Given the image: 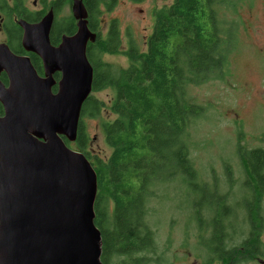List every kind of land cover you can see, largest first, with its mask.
I'll return each instance as SVG.
<instances>
[{"label":"trees","instance_id":"obj_1","mask_svg":"<svg viewBox=\"0 0 264 264\" xmlns=\"http://www.w3.org/2000/svg\"><path fill=\"white\" fill-rule=\"evenodd\" d=\"M71 2L53 3L55 11ZM102 3L110 8L114 0L84 1L89 29L97 34V40L88 44L87 56L94 68L93 93L113 88L115 95L106 103L92 93L82 108L76 142L64 139L84 153L97 172L95 223L102 234V263L143 264V257L134 254L150 244L146 204L156 185L176 180L193 185L197 180L186 135L203 108L187 97L188 88L223 74L233 33L218 16V0H174L158 15L147 49L141 50L132 41L125 52L131 64L119 68L103 60L106 53L121 52L122 38L117 21L102 36L98 21ZM74 20L72 16L55 19L50 34L53 45L61 42L63 34L76 33ZM32 63L42 72L40 58L35 55ZM59 77L57 74L56 80ZM104 110L116 115L101 123L112 153L105 160L95 156L94 163L84 118H99ZM238 155L246 185L252 179L257 191L264 194V149L239 145ZM208 207L215 210L213 222L222 221L221 216L227 212L224 206L219 212ZM122 256L125 259H120Z\"/></svg>","mask_w":264,"mask_h":264},{"label":"rangeland","instance_id":"obj_2","mask_svg":"<svg viewBox=\"0 0 264 264\" xmlns=\"http://www.w3.org/2000/svg\"><path fill=\"white\" fill-rule=\"evenodd\" d=\"M173 2L114 0L110 8L102 3L98 14L102 36L117 21L122 38L121 52L106 53L103 60L128 68L131 60L125 52L130 44L134 42L145 51L158 15ZM34 3L28 0L29 7ZM38 4V9L44 7L46 14L49 12V6L40 0ZM61 10L56 19L73 17L72 5L63 4ZM216 11L226 21L233 39L223 74L188 88L187 97L203 108L186 135L197 180L193 185L181 180L156 185L146 204L150 244L134 254L144 256L143 264H221L213 261L214 253L207 247L215 217V210L208 206L219 212L225 204L226 211L232 210V216L227 212L221 216L231 246H240L249 237L250 222L257 225V230L263 229L264 240V194L257 191L252 179L246 185L247 176L238 155L239 145L264 149V0H218ZM93 95L108 103L115 90L109 88ZM114 118L116 115L108 110L99 118H84L94 163L95 156L105 160L112 153L101 123ZM71 148L76 150L73 145ZM109 205L113 209L111 201ZM235 263L261 264L253 258Z\"/></svg>","mask_w":264,"mask_h":264},{"label":"water","instance_id":"obj_3","mask_svg":"<svg viewBox=\"0 0 264 264\" xmlns=\"http://www.w3.org/2000/svg\"><path fill=\"white\" fill-rule=\"evenodd\" d=\"M72 12L77 31L58 45L53 10L22 23L23 46L41 58L43 77L29 57L0 50V72L10 76L9 87L0 82V264H103L97 172L64 139L76 142L93 93L87 48L97 40L84 1L73 0Z\"/></svg>","mask_w":264,"mask_h":264},{"label":"flooded vegetation","instance_id":"obj_4","mask_svg":"<svg viewBox=\"0 0 264 264\" xmlns=\"http://www.w3.org/2000/svg\"><path fill=\"white\" fill-rule=\"evenodd\" d=\"M40 1L42 5H45L47 7L49 6V11L53 10L54 25L56 16L58 14L60 15V13L62 12V10L56 12L53 5V3L58 2L59 0ZM72 4L73 0L69 5ZM38 5V0H35L34 7H29L28 0H0V50H7L8 48L16 56H27L30 59L35 58L36 54L34 52L26 50L23 46L24 28L22 27V23L24 22L35 24L42 20V18L46 15L45 8L42 7L41 9H38ZM73 18L75 19L74 16ZM74 24L77 27L76 19L74 20ZM36 56L40 58L38 55ZM41 63L42 72L37 69L36 70L38 71L39 75L43 77L45 74L42 60ZM57 74H60L61 77V73H56V78ZM0 82L6 88L9 87L10 76L6 71L0 72ZM4 114V107L0 102V117L4 116ZM222 206L226 208L225 204H222ZM228 213L231 216L233 215L232 210H230V212L227 211V214ZM250 224L251 227L249 237L245 239V241L241 243L240 246L230 245L227 232V224H225L223 221H216L210 224L213 227V235L209 240L210 243H207V247H209L214 253V262H220L221 264H236L235 262H237L238 260L244 263L246 262V259L253 258L259 261L261 264H264V240L262 239L263 229L259 228V230H257V227H255L256 224H253V222H250ZM138 256L144 257L143 255Z\"/></svg>","mask_w":264,"mask_h":264}]
</instances>
